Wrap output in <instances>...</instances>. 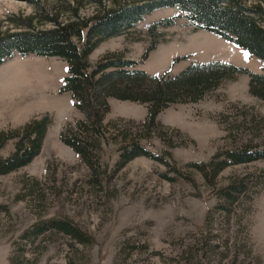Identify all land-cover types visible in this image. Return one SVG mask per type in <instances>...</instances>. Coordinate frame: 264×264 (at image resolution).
I'll use <instances>...</instances> for the list:
<instances>
[{
  "label": "rangeland",
  "instance_id": "374dc122",
  "mask_svg": "<svg viewBox=\"0 0 264 264\" xmlns=\"http://www.w3.org/2000/svg\"><path fill=\"white\" fill-rule=\"evenodd\" d=\"M39 2L44 12L58 15L61 21H68L75 9L82 17L97 9L92 0ZM36 12L26 1L0 0V32L11 28L6 17ZM179 14L173 26L149 32V25ZM35 26L51 28L49 23L36 22ZM151 44L156 48L140 65L151 75L168 70L177 74L191 63L213 61L253 72L264 67L246 50L195 29L176 8L158 9L126 34L103 41L89 62L94 65L109 53L140 60ZM179 57L185 59L171 67ZM65 75L66 63L57 57L16 55L0 65V130L20 127L35 116L51 118L40 154L29 165L0 177V264H185V259L192 264H264V160L221 173L219 187L231 178L246 183L238 202L225 208L199 175L195 187L184 181L169 183L158 174L165 168L144 157L99 184L60 140L62 127L83 117L69 93H59ZM248 83L249 78L240 75L197 103L172 105L159 114L158 121L165 128L182 133L168 134L175 144L185 143L171 149L180 165L206 161L230 144L217 116L231 105L255 106L264 115V103L251 96ZM109 103L104 123L120 118L139 122L147 115L139 103L116 99ZM147 145L154 152L167 148L157 138ZM13 148L9 142L0 149V156L9 155ZM116 149L107 145L101 163L111 167ZM54 217L69 218L95 242L71 243L63 234H47L34 243L22 237L36 222Z\"/></svg>",
  "mask_w": 264,
  "mask_h": 264
},
{
  "label": "trees",
  "instance_id": "16d2710c",
  "mask_svg": "<svg viewBox=\"0 0 264 264\" xmlns=\"http://www.w3.org/2000/svg\"><path fill=\"white\" fill-rule=\"evenodd\" d=\"M26 1L36 9L34 16L11 15L6 22L11 28L0 32V65L16 55L21 57H57L66 63V75L59 93H69L74 108L82 118L66 123L60 140L69 147L90 170L99 184L112 178L128 163L139 157L162 165L159 177L169 183L184 181L196 186V175L214 191L226 207L238 202L245 193L243 179L231 178L224 187L218 186L221 173L229 167L264 160V115L254 106L231 105L219 113L218 124L230 141L206 161L180 165L172 150L185 144H175L170 131L159 121V114L176 104L197 103L226 81L240 75L249 78V93L264 103V67L261 72L222 61L191 63L177 74L170 70L149 74L140 68L155 44H151L140 60L121 54L103 55L92 65L89 56L103 41L117 37L137 27L147 15L163 8H176L198 30L215 34L228 43L246 50L264 63V3L255 0H92L97 7L93 15L82 17L78 10L68 21L43 11L39 0ZM181 15L161 19L148 26L149 32L173 26ZM36 22L49 23L51 28L38 29ZM179 57L173 60L171 67ZM110 99L139 103L146 107L144 120L136 122L123 118L104 123L110 112ZM51 118L35 116L20 127L0 130V149L13 142V150L0 156V177L29 165L42 149ZM158 131V135L154 133ZM157 138L167 148L159 152L147 143ZM182 140V139H180ZM116 145L114 164L101 163L104 148ZM23 200V199H22ZM211 211V210H210ZM63 234L70 242L91 245L94 237L69 218H49L36 222L22 237L34 243L38 237ZM72 246V245H70ZM185 259V264H192ZM67 264H73L68 261ZM196 264V263H195Z\"/></svg>",
  "mask_w": 264,
  "mask_h": 264
}]
</instances>
